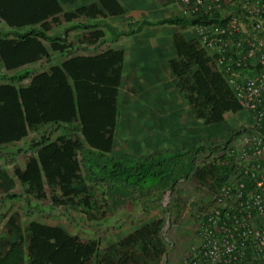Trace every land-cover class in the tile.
Returning a JSON list of instances; mask_svg holds the SVG:
<instances>
[{
    "label": "trees",
    "instance_id": "obj_1",
    "mask_svg": "<svg viewBox=\"0 0 264 264\" xmlns=\"http://www.w3.org/2000/svg\"><path fill=\"white\" fill-rule=\"evenodd\" d=\"M61 11L55 0H0V18L9 26L42 24V28L23 33L0 34V63L6 71L48 57L42 41L50 43L54 51L71 47L62 35L46 33L48 28L43 20ZM78 12L105 17L120 15L124 9L118 0H98V4L80 7ZM205 18L175 14L133 21L125 30L118 31L110 25L106 28L114 41L119 36L139 33L144 26L190 27ZM82 26L87 29L93 25ZM68 33L65 30L63 35ZM90 34L102 39V44L105 42L99 31ZM172 44L175 57L169 60V68L178 77L179 88L186 92L199 118L217 124L225 115L242 110L197 39L175 37ZM122 58V50L109 49L95 56L70 57L61 65L51 66L48 72L0 75V156L2 146L19 143L31 131L48 126L31 138L22 166L15 164L10 173L0 165V192L4 191L6 198L20 196L31 205V198L44 200L50 193L52 204L81 206L95 217L94 213L105 204L97 194L115 206L132 193L159 196L165 190H173L179 180L189 176L200 152L221 151L241 131H231L222 142L202 141L172 152L114 156ZM59 124L73 125L69 136L53 137V125ZM16 181L24 187V195L11 193ZM163 226V219L145 222L111 247L102 249L99 241L83 240L59 225L31 220L22 227L14 214L6 222L7 235L0 237V264H161L168 252L161 234Z\"/></svg>",
    "mask_w": 264,
    "mask_h": 264
},
{
    "label": "rangeland",
    "instance_id": "obj_2",
    "mask_svg": "<svg viewBox=\"0 0 264 264\" xmlns=\"http://www.w3.org/2000/svg\"><path fill=\"white\" fill-rule=\"evenodd\" d=\"M111 16L115 20L114 15L108 17ZM117 18L120 29H125L126 24L134 19L128 14H121ZM136 18L150 19L151 16L137 15ZM60 27L58 23L54 29L61 30ZM79 36L75 34V38ZM151 37L160 40L162 44L160 54H153L150 60L156 61L159 58L161 69L166 75H125L123 84L119 87V110L112 152L114 156L125 153L146 156L156 151L172 152L202 141L222 142L231 131L249 126L251 118L243 110L225 115L220 123H205L204 119L196 115L194 106L187 100L186 92L179 88V79L169 68V60L175 57L172 43L175 37L196 41L195 33L191 28L162 25L150 30L145 28L139 35L127 36L125 39H133L137 42L149 41ZM96 51L92 50V52ZM163 59L165 66H162ZM142 64H144L143 60ZM0 69L2 72L5 70L1 65ZM4 73L13 74L14 70H5ZM131 78L132 80L134 78L136 83L131 82ZM160 100L164 105L163 108L158 105ZM46 129L48 126H40L37 130L31 131L23 141L2 146L1 152L5 157L0 156V165L10 173L15 164L22 166L30 151L31 138ZM64 130L53 127V137L66 133ZM241 132L233 135L228 143L230 147L236 149L241 145L239 138ZM228 165L229 158L222 151L200 152L189 176L179 180L173 190H165L159 196L154 193H132L127 198L121 199L119 205L110 206L102 195L97 194L105 204L99 212L94 213L95 217L92 213L89 215L84 212L81 206L61 207L52 204L48 197L50 193L46 194L47 198L44 200L31 198V205H27L23 197L8 199L5 192L1 191L0 237L7 235L8 217L17 214L22 227L31 220L59 225L83 240L99 241L100 247L105 249L125 238L138 225L163 219L164 225L169 224L167 235L175 244L171 252V260L176 263L186 250L197 242V228L211 203L216 182ZM11 193L24 195V187L19 181H16ZM168 209L170 212H167Z\"/></svg>",
    "mask_w": 264,
    "mask_h": 264
},
{
    "label": "built area",
    "instance_id": "obj_3",
    "mask_svg": "<svg viewBox=\"0 0 264 264\" xmlns=\"http://www.w3.org/2000/svg\"><path fill=\"white\" fill-rule=\"evenodd\" d=\"M173 1L179 14L207 17L190 28L251 123L241 129L238 148L221 149L229 165L216 182L197 242L176 263L169 224L163 226L168 252L161 264H264V0Z\"/></svg>",
    "mask_w": 264,
    "mask_h": 264
},
{
    "label": "crops",
    "instance_id": "obj_4",
    "mask_svg": "<svg viewBox=\"0 0 264 264\" xmlns=\"http://www.w3.org/2000/svg\"><path fill=\"white\" fill-rule=\"evenodd\" d=\"M60 8L61 12L55 14H49L43 22L47 25L48 31L46 32L49 35H62L65 39V42L69 43L71 47L66 50L54 51L51 48V44L42 41L43 45L47 48L48 57H42L37 62H33L30 64H26L25 66H21L14 69L15 75H25L29 73V75H35L38 73L48 72L51 66L61 65L65 60L73 56H95L102 52H105L109 49L112 50H122L123 51V60H122V77L119 84V87L123 84L125 75H166L163 69H161V62L159 58L156 61L150 60L153 58V54L158 55L161 52L160 45L162 42L155 37H151L149 41L138 40L135 42L133 39H125L127 36H119L116 40L111 41L112 36L108 32L106 25H110L119 30H125L128 27V24L133 21H139L136 16H151V18H145L146 20H156L162 17H169L171 15L179 14V8L174 3L173 0H118L122 5L124 12L123 14H128L129 16H133L134 19L127 23L126 28H119V20L117 16L114 15L115 20L109 15L102 17L95 13L93 16H87L86 13L80 14L78 9L80 7H86L92 4H98V0H73V1H63V0H55ZM167 14L164 15L163 14ZM73 14V17L71 16ZM121 15V14H120ZM161 16V17H159ZM117 18V19H116ZM141 20H144L141 19ZM61 26V30L54 29V26ZM83 24H92L93 26L90 28H85ZM76 28H73L75 27ZM78 26V27H77ZM162 26V25H156ZM154 26H144L139 33L132 34L130 36L139 35L145 28L148 30L155 28ZM170 26V25H164ZM191 27V26H190ZM184 27V28H190ZM31 28H42L41 23L29 24L26 26H9L5 20L0 18V34L6 33L8 31L14 32H26ZM65 30H69V33L64 36L63 33ZM62 31V33H60ZM99 31L101 33L100 37L105 39V42L102 44V39L96 38L97 35L90 34L91 32ZM182 33V32H181ZM75 34L80 35L75 38ZM71 38L72 40H70ZM132 38V37H131ZM134 38V37H133ZM150 48V49H149ZM92 50H97L96 52H92ZM72 54H69V52ZM152 56V57H150ZM142 60L144 64H142ZM162 66H165V60L162 61ZM1 67L3 65L0 63ZM4 70V68H3ZM5 72V70H4ZM1 71L0 75L6 74ZM8 75V74H7ZM136 83V81L132 80L131 82ZM118 87V95H117V112L119 110V90ZM161 108H163V103L160 100L158 102ZM118 119V115L116 120ZM53 127L66 128V133L62 135L69 136L71 128L73 125L59 124L53 125ZM117 127V124H116ZM79 138H81L80 134H77ZM116 137V132H115ZM115 139V138H114ZM115 142V141H114ZM114 148V147H113ZM113 152V149H112Z\"/></svg>",
    "mask_w": 264,
    "mask_h": 264
}]
</instances>
